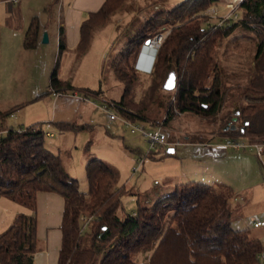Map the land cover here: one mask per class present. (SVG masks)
Listing matches in <instances>:
<instances>
[{"label":"trees","instance_id":"16d2710c","mask_svg":"<svg viewBox=\"0 0 264 264\" xmlns=\"http://www.w3.org/2000/svg\"><path fill=\"white\" fill-rule=\"evenodd\" d=\"M124 1L104 0L98 11L83 20L74 49L77 57L88 49L94 30L105 25ZM217 2L181 0L167 12L148 19L131 41L132 48L121 57L122 66L113 68L122 93L108 107L122 118L151 129L159 126L151 122L149 115L160 91L174 94L166 104L164 123L172 119L174 111L202 120L214 119L232 99L239 106L236 123L240 126L235 131L224 130L233 118L228 113L217 137L264 142V0H244L237 21L226 27L206 28L199 15ZM237 28L251 32L256 45L251 77L232 94L225 72L214 59V48L218 38L228 37ZM159 33L167 35L148 74L150 81L136 100V58L143 43ZM37 34L38 21L34 17L24 33L25 49L35 48ZM64 48L61 33L59 50ZM170 73L175 74V87L165 91L163 85ZM49 88L53 94L74 91L70 83L57 77L56 70L50 76ZM15 109L0 111V197L22 206L28 214H17L0 233V264H34L39 242L36 198L40 192L55 193L63 199L57 264H264L259 260L264 244L248 229L232 226L229 203L234 193L227 186L177 184L171 194L150 206L137 200L135 212L119 217L120 198L126 189L116 187L112 170L100 160L89 161L85 166L88 190L81 192L77 181L65 171L60 156L45 147L41 128L7 126L3 130L5 120ZM244 123L247 125L241 133ZM53 125L59 132L90 128L68 122ZM18 127L21 132H16ZM207 140L194 142L208 145ZM83 216L89 219L85 226L80 222ZM96 246L104 250L100 259Z\"/></svg>","mask_w":264,"mask_h":264},{"label":"rangeland","instance_id":"374dc122","mask_svg":"<svg viewBox=\"0 0 264 264\" xmlns=\"http://www.w3.org/2000/svg\"><path fill=\"white\" fill-rule=\"evenodd\" d=\"M49 1L58 2L24 0L14 4L8 0L7 5L0 6V111L17 108L13 110L16 120L8 117L5 124L41 128L45 133V147L60 156L65 171L77 181L83 193L88 190L86 163L102 161L112 170L116 187L126 189V194L120 198L119 217L135 212L137 200L143 206H150L157 199L171 194L177 184L224 185L234 193L229 203L233 228L248 229L253 238L264 243V231L251 225L253 218H262L264 213V154L262 160L258 159L252 146L240 151L207 148L208 151L205 145L194 142L216 135L226 123L228 113L233 116V110L238 109L236 101L229 99L214 119L202 120L174 111L172 119L164 123L166 104L168 100L172 101L174 94L160 91L149 116L153 124L162 127L168 143L151 152L148 140L140 133H131L122 123L121 115L114 108L107 107L112 102L110 100L118 101L121 96L122 85L113 74V68L122 66L121 57L132 48L131 41L148 19L167 12L181 0H125L105 25L94 30L88 49L79 57L74 49L59 50L56 21L48 25L45 43L41 39L36 49L23 47L24 31L19 19L29 15L27 4L32 7L30 14L43 21L45 4ZM219 1L221 6H215L224 12L225 3L231 0ZM261 14L264 17V8ZM255 42L254 35L241 28L216 40L214 59L228 78L229 93L235 94L237 87L246 85L251 77ZM54 70L60 80L70 83L79 99L86 98L88 102L71 105L76 102L65 100L67 106L54 104L57 98L49 88ZM137 75L134 96L139 100L150 76L140 71ZM74 91L67 93H76ZM99 91L104 97L93 95ZM102 106L109 111H104ZM111 114L117 119L111 120ZM74 120L90 128L63 133L53 125L58 121ZM239 126L240 122L237 129ZM146 131L150 132L148 126ZM225 141V138L217 137L210 138L207 143L215 145ZM169 148L174 149V153H167ZM20 213L28 214V211L0 197V233ZM36 216L39 222L37 250L40 253L35 254L34 264H55L59 248L55 233L59 234V230L48 228L53 224L49 221L50 209L43 205L40 197ZM96 252L100 259L104 250L96 246Z\"/></svg>","mask_w":264,"mask_h":264},{"label":"crops","instance_id":"0c3cea01","mask_svg":"<svg viewBox=\"0 0 264 264\" xmlns=\"http://www.w3.org/2000/svg\"><path fill=\"white\" fill-rule=\"evenodd\" d=\"M21 1L24 0H10V2H13L14 4H20ZM55 1V0H54ZM219 1V0H218ZM8 0H0V6L4 4H8ZM104 0H58L57 3L54 4L53 1H49L45 4L44 11L46 13V17L43 21L37 19L38 21V34H37V43L34 49L37 48L39 42L41 39H43V35H46V38H48V25L52 22L56 21L57 25V37H58V47H59V38L60 34L62 33V37L64 40V45L66 49H75L76 43L78 41V32H79V27L80 24L87 18V16L90 13H94L98 11L101 6L103 5ZM217 6H221V2L219 1L217 3ZM14 10L16 7H13ZM22 9V8H21ZM27 9L28 11H32L31 5L27 4ZM20 10V9H19ZM58 11V13L56 12ZM29 12V15L26 18H20L19 20H22L21 25L23 28V33H25L26 29L28 28L31 19L34 17L37 18L36 16H32ZM13 21V20H12ZM17 23V21H16ZM25 23V24H24ZM30 50V49H27ZM32 50V49H31ZM150 53L148 51H143L140 64L139 66L144 67L145 69L147 68V64L150 59ZM76 92V91H74ZM76 96V93H73ZM65 95V94H64ZM66 96H55L57 98L56 102L54 104H60L59 106H67L68 103L66 102H71L73 100L76 103H72L71 105L77 104V102H82L80 99H74L69 96L72 94H66ZM100 97H104L103 93L99 95ZM66 100V102H65ZM113 101V100H110ZM60 102V103H59ZM85 103V101H83ZM88 102V101H87ZM234 111V110H233ZM16 120V119H15ZM58 122H63V121H58ZM68 123H74L78 124L75 120L74 121H66ZM55 123V122H54ZM20 127V126H19ZM237 127V123H236ZM64 133V132H63ZM51 135V134H48ZM217 138V135L211 134L209 138ZM195 143H189V145H194ZM201 145H206V144H201ZM209 145V144H208ZM200 148V146H198ZM206 150H208L205 147ZM209 151V150H208ZM87 164V163H86ZM41 198L42 203L44 206H46L48 209H50V218L49 221H52V225H48V228H54L59 230V234L55 233V237L58 238L59 240V247H60V241H61V232H60V224H61V215H62V209H63V199L61 196L55 194V193H46V192H40L37 194V205H36V213H37V207H38V198ZM37 218V216H36ZM38 221H37V232H38ZM59 251V248H58ZM40 253V252H37ZM57 257H58V252H57ZM45 260H42V263ZM57 264V258H56V263Z\"/></svg>","mask_w":264,"mask_h":264},{"label":"built area","instance_id":"2783aa9c","mask_svg":"<svg viewBox=\"0 0 264 264\" xmlns=\"http://www.w3.org/2000/svg\"><path fill=\"white\" fill-rule=\"evenodd\" d=\"M243 1L244 0H231L227 3H225L224 12H223V10H220V8L217 6H212L208 9H206L203 13H201L199 15V18L202 22V25H204L206 28H211V29H217V28L229 26L233 22L237 21V19L239 18L238 12H239L240 5ZM166 35H167V33H159V34L155 35L152 39H149L150 43L147 46H145V45L142 46V48H141V50H140V52L136 58L135 65H134V68L138 72L140 71V72L146 73V74H149L151 72L156 53H157L162 41L166 37ZM152 42L155 43V48L153 50V54L151 56L150 63L147 64V66H146L147 68L145 69L144 67L139 66V62L141 60V56H142L144 49L148 48ZM53 95L57 96V97L58 96H66L67 97L66 94L64 95V94H60V93H54ZM69 97L74 98V99L78 98V96H76L75 94H72ZM80 100L85 101V102L88 101V99H85V98L80 99ZM107 107H108V105H107ZM107 107L102 106L104 111H109ZM175 113L179 114L176 111H175ZM11 118L15 119L14 114L11 115ZM110 119L116 120L117 117L115 115L111 114ZM122 123L124 124V126L126 128L130 129L131 133H140L143 137H145L148 140L150 152L153 151L154 149H156L157 147H162V146H165L167 144L166 136L163 133L161 126L151 128L150 132L148 133L146 131L145 125H143V124L133 123V122L126 120L124 118H122ZM6 129H7V125L4 124L3 130L5 131ZM15 130H16V132H21L22 128L18 127ZM48 136H51V135H48ZM251 146L255 149L256 157L258 159L262 160L263 154H264V142L256 141L254 143H249L247 140H244V139H241L238 141L226 139L225 143H222V144L205 145L206 148H210L212 150H229V149H231L234 151L244 150L247 147H251ZM139 163H141V161H139ZM88 220L89 219L87 217L83 216L81 218V223L85 226L86 223L88 222ZM251 225L254 229H262L264 231V213H263L262 218H253ZM259 260L261 262L264 261V252L261 253V255L259 256Z\"/></svg>","mask_w":264,"mask_h":264},{"label":"water","instance_id":"95a60500","mask_svg":"<svg viewBox=\"0 0 264 264\" xmlns=\"http://www.w3.org/2000/svg\"><path fill=\"white\" fill-rule=\"evenodd\" d=\"M183 1H189V0H183ZM47 38H46V35L44 34L43 35V41L44 43L46 42ZM150 43V40L147 39L143 45L147 46L148 44ZM174 87H175V74L174 73H170L163 85V89L165 91H172L174 90ZM232 115H233V118L230 122L229 125L225 126L224 130L225 131H235L237 129L236 127V122H237V118L239 116V109H236L232 112ZM247 125V123H244L243 126L241 127L240 131L241 133L244 131V127ZM167 153L169 154H172L174 153V149L172 148H169L167 149ZM104 229V228H103Z\"/></svg>","mask_w":264,"mask_h":264},{"label":"bare ground","instance_id":"6f19581e","mask_svg":"<svg viewBox=\"0 0 264 264\" xmlns=\"http://www.w3.org/2000/svg\"><path fill=\"white\" fill-rule=\"evenodd\" d=\"M154 48H155V43L152 42L151 45L148 48L144 49V51H148L151 54L150 56H152ZM147 61H149L148 62V64H149L150 63V59H148ZM139 64H140V62H139Z\"/></svg>","mask_w":264,"mask_h":264}]
</instances>
